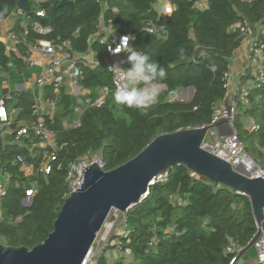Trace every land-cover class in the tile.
<instances>
[{
    "label": "trees",
    "instance_id": "obj_1",
    "mask_svg": "<svg viewBox=\"0 0 264 264\" xmlns=\"http://www.w3.org/2000/svg\"><path fill=\"white\" fill-rule=\"evenodd\" d=\"M20 1L0 0V19L16 12ZM169 1L173 12L159 17L158 0H73L72 9L60 6V0L42 5L28 0V11H23V18L12 30L21 56L27 55V46L39 40H68L73 52L85 53L87 40L102 16L117 34L134 36L135 50L165 68L167 77L159 84L166 90L146 109L119 105L110 97L100 108L84 109L79 127L71 129L65 125L76 119V99L63 88L55 94L52 86L46 87L45 99L52 101L54 108L42 119L55 134L57 149L42 147L32 134L20 141L12 133L9 141L0 139V175L7 180L0 203L1 245L31 249L47 238L68 193L66 178L72 163L98 155L102 169L110 171L135 157L159 135L209 124L214 109L226 96L223 75L229 70L233 52L243 43L238 33L230 31L233 24L247 23L253 33L261 27L258 40L264 46V0H209L204 11L193 9L190 1ZM38 8L44 10L43 18L36 16ZM22 23L27 28L25 36ZM33 23L50 27L51 33H36ZM149 24L158 31L147 32ZM97 45L90 47L96 50ZM10 58L0 44L1 69L7 68ZM17 59V68H23L22 60ZM81 71L78 84L90 90L91 97L111 85L104 63L81 67ZM179 88H193L190 101L170 98ZM12 94L9 105L17 115L11 129L35 122L32 94ZM245 115L255 121L258 130L249 133L243 124L238 125L237 115L235 129L247 154L264 172V81L250 89ZM43 162L49 166L48 174L39 171ZM23 166L32 169L26 173ZM28 190L32 196L29 205L23 206ZM172 196H179L186 205L172 202ZM123 218L127 234L110 235L96 264H108L107 253L114 250L112 264H229L235 257L227 253L229 239L243 248L256 232L246 196L214 185L183 166L172 167L164 180L151 185L148 194ZM113 239L119 248L109 245Z\"/></svg>",
    "mask_w": 264,
    "mask_h": 264
},
{
    "label": "built area",
    "instance_id": "obj_2",
    "mask_svg": "<svg viewBox=\"0 0 264 264\" xmlns=\"http://www.w3.org/2000/svg\"><path fill=\"white\" fill-rule=\"evenodd\" d=\"M37 5H42L48 0H34ZM61 1V0H60ZM73 1V0H68ZM97 1V0H96ZM160 4L158 5V16H169L173 12V6L169 0H158ZM192 2V8L198 11H204L207 8V3L209 0H185ZM37 17L43 18L45 12L43 9L38 8L35 12ZM15 15H23V10L18 9ZM49 27H42L38 23H33V30L40 35H48L51 30H47ZM51 29V28H50ZM149 33H154L158 31V27L154 24H149L145 29ZM231 32H236L242 38L246 45V60L247 68L253 72L250 75L243 73V77L248 78V83L243 84L240 81L233 83V78L230 70L223 75V89L226 91V96L224 100H228V110L222 104L221 107L217 106L214 109L212 119L209 124L197 127V129H202L206 126L211 125L220 117L229 118L226 123H222L219 126L210 129L206 132L203 139L201 149L211 153L212 155L222 159L223 161L229 163L232 168H243L246 172H251L256 169L255 175H262L264 172L259 168V166L250 158V156L245 151L244 145L239 139L237 131L235 129L234 120L237 115V108L239 103H241L244 109L249 108V91L257 84L264 81V46L258 40L259 33L261 30H257L253 33L251 27L247 23H235L230 27ZM27 34V29L24 30V35ZM77 34V33H76ZM125 35L117 34L112 26V24H105L103 22L102 16H100L96 32L91 35L87 40L88 52L92 53L91 45L97 43L99 46L104 48V64L107 69L117 61H126V56L130 52L128 44H121V50L117 55L111 53L112 50L116 49V45L120 42V37ZM9 39L13 43H18L17 38L14 34H9ZM132 41L129 42L132 46ZM31 48L36 51L44 65L42 66L40 72L36 74L34 78V84L37 87L44 88L46 86H52L53 91L58 93L61 88H66V93L76 99V119L66 125V128H77L80 125V116L84 109L100 108L104 106L108 98L112 97V92L118 86L117 76L108 69L111 76V85H106L101 87L98 91L96 97H91L90 91L87 89H82L77 83L82 75L81 67L94 68L98 64L102 63L100 60L93 63L89 55L86 53L80 54L72 51L71 43L68 40L64 41H49V40H39L36 45L31 46ZM138 51V50H137ZM30 66L33 65V61H29ZM123 67H127V63L122 64ZM142 87V85H140ZM107 90V91H106ZM14 94L6 93L0 97V139L5 138V133L10 130V133L15 134V140L20 141L22 138L32 134L37 137L40 141V145L45 148H49L52 151L57 149V142L55 134L45 126L43 121V113L40 108L35 104L33 106V115L37 116V120L30 124L20 123L16 129H11L13 118L11 116V109H9V104L12 102ZM42 99V97H40ZM45 104L52 108L54 103L50 100L45 99ZM134 108V107H133ZM137 109V108H135ZM245 129L249 133H255L258 130V125L251 118L247 121ZM264 156V155H263ZM21 162V159H19ZM92 163L98 164L102 168L99 156H85L80 160L72 163L69 166L66 183L68 185V193L66 197L73 191H75L83 177L81 176L83 170L90 166ZM23 170L28 173L32 167L23 166ZM40 172L45 174L49 173V166L46 162L40 164ZM167 175V174H166ZM166 175H161L155 178L152 185L158 181L165 179ZM7 190V180L5 176L0 175V203L1 198L5 195ZM26 199L23 200L22 205L28 206L30 198L32 196V191H26ZM171 201L177 203V205L184 206L186 201L182 200L179 196H172ZM116 217H112L110 224L106 226L105 231L99 235L98 239L96 237L91 250L89 251L87 258L82 264H96V257L102 251L103 247L107 245L110 235L114 234L116 236L126 235L127 232L124 229V218L121 223V227L117 228L118 231H113L111 228L113 226ZM96 240L98 242L96 243ZM110 246H117V239H113L109 242ZM252 248L256 255V264H264V228L261 229L260 234L253 244ZM242 250L235 245L232 239H229V247L227 248V253L234 254L229 264L236 263V256ZM109 260L108 264H112V261L116 258V252L109 251L107 253Z\"/></svg>",
    "mask_w": 264,
    "mask_h": 264
},
{
    "label": "water",
    "instance_id": "obj_3",
    "mask_svg": "<svg viewBox=\"0 0 264 264\" xmlns=\"http://www.w3.org/2000/svg\"><path fill=\"white\" fill-rule=\"evenodd\" d=\"M60 6L74 7L61 0ZM17 8L28 11V0ZM228 100L224 107L228 110ZM220 117L202 129H185L154 138L141 152L124 164L104 171L92 163L81 174L78 188L65 198L53 223L52 232L33 248L0 244V264H82L112 210L123 215L149 192L152 182L174 166H183L214 185H222L248 198L256 224L250 242L237 254L236 261L257 240L264 228V174L232 168L222 159L201 149L206 132L226 123Z\"/></svg>",
    "mask_w": 264,
    "mask_h": 264
},
{
    "label": "crops",
    "instance_id": "obj_4",
    "mask_svg": "<svg viewBox=\"0 0 264 264\" xmlns=\"http://www.w3.org/2000/svg\"><path fill=\"white\" fill-rule=\"evenodd\" d=\"M23 18V15L17 16L15 15V12L11 14L8 18L1 20L0 19V44L4 47V53L7 57H11L10 61L8 63V66L6 69L0 68V97L6 93H15V95L19 92H30L32 94L34 103L40 108V110L43 113V117L45 115L51 114L53 111V108H50L45 104V93L44 88L37 87L34 84V78L36 74H38L44 65L40 55L34 51L31 46H27L26 50V56H21L17 49V44L13 43L9 39V34H14L12 32L16 21L19 18ZM21 27L23 29V35L24 30L27 29L26 25L24 23L21 24ZM261 30V27H257V30ZM15 35V34H14ZM25 36V35H24ZM17 38V37H16ZM18 41V39H17ZM19 42V41H18ZM98 48L96 50H91V52H88L87 49V55H89L90 60L95 63L96 61L100 60L103 61L104 58V48L97 45ZM85 52V53H86ZM83 54V53H82ZM20 58L23 63V68H17L18 66V59ZM33 61V65L30 66L29 61ZM104 63V62H102ZM99 65V64H98ZM96 67V66H95ZM229 70L231 72L233 83H237L240 81L243 84L248 83V78L246 79L243 77V73H246L247 75H250L253 71L249 70L247 68V60H246V45L243 42L232 54L231 60H230V67ZM78 83V81H77ZM160 85V93L166 90V87L162 84ZM81 87V86H80ZM82 89H86L81 87ZM63 90L66 91V88ZM87 90V89H86ZM90 91V90H89ZM179 92L177 99L174 97V94L176 92ZM176 92L172 93L170 95V98L172 100H178V101H185L188 102L191 100L194 90L193 88H179ZM54 92V91H53ZM57 94L56 92H54ZM42 97V99L40 98ZM224 101L221 103V105H224ZM34 104V105H35ZM9 109H11V116L14 119L17 115V112L13 110L12 105H9ZM66 127V125H65ZM9 134L10 130H7L5 133L4 140L9 141ZM235 264H256V255L254 249H249L246 251L237 261Z\"/></svg>",
    "mask_w": 264,
    "mask_h": 264
},
{
    "label": "clouds",
    "instance_id": "obj_5",
    "mask_svg": "<svg viewBox=\"0 0 264 264\" xmlns=\"http://www.w3.org/2000/svg\"><path fill=\"white\" fill-rule=\"evenodd\" d=\"M47 30H51L50 27ZM134 39L132 35L120 37L116 49L111 51L113 55H117L121 50V44H128L130 48L126 61L114 62L108 68L118 78V86L112 92V97L119 105L146 109L158 99L160 93L159 81L166 79L167 72L149 55L130 46L129 42ZM125 62L128 65L127 67L122 66Z\"/></svg>",
    "mask_w": 264,
    "mask_h": 264
},
{
    "label": "rangeland",
    "instance_id": "obj_6",
    "mask_svg": "<svg viewBox=\"0 0 264 264\" xmlns=\"http://www.w3.org/2000/svg\"><path fill=\"white\" fill-rule=\"evenodd\" d=\"M160 4V2L158 1L157 2V7L158 5ZM180 93L177 91L175 94H174V97L177 99L178 95ZM221 107V105H218ZM245 110L243 105L241 103H239L238 105V108H237V120H238V125L239 124H243V126L245 127L247 121L249 120V118H247V116L245 115ZM112 217H116L115 220H114V223H113V226H112V230L113 231H118L117 228H120L121 227V223H122V220H123V214L118 212V211H115V210H112L111 213L109 214L107 220L105 221L103 227L101 228L100 232H99V235H101L105 229H106V226H108L110 224V221L112 219ZM98 235V237H99ZM97 237V239H98ZM98 242V240H96V243ZM252 249V248H251Z\"/></svg>",
    "mask_w": 264,
    "mask_h": 264
}]
</instances>
